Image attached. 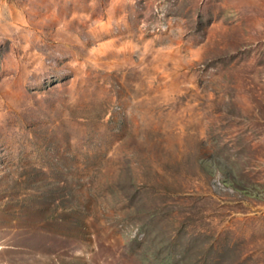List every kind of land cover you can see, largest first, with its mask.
I'll return each mask as SVG.
<instances>
[{
    "label": "rangeland",
    "instance_id": "rangeland-1",
    "mask_svg": "<svg viewBox=\"0 0 264 264\" xmlns=\"http://www.w3.org/2000/svg\"><path fill=\"white\" fill-rule=\"evenodd\" d=\"M0 264H264V0H0Z\"/></svg>",
    "mask_w": 264,
    "mask_h": 264
}]
</instances>
